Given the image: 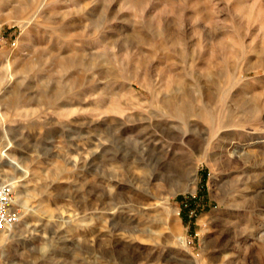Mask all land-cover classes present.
Segmentation results:
<instances>
[{
    "label": "rangeland",
    "instance_id": "rangeland-1",
    "mask_svg": "<svg viewBox=\"0 0 264 264\" xmlns=\"http://www.w3.org/2000/svg\"><path fill=\"white\" fill-rule=\"evenodd\" d=\"M0 179V264H264V0H0Z\"/></svg>",
    "mask_w": 264,
    "mask_h": 264
},
{
    "label": "built area",
    "instance_id": "built-area-1",
    "mask_svg": "<svg viewBox=\"0 0 264 264\" xmlns=\"http://www.w3.org/2000/svg\"><path fill=\"white\" fill-rule=\"evenodd\" d=\"M21 221V210L15 202L11 183L0 179V231L10 229Z\"/></svg>",
    "mask_w": 264,
    "mask_h": 264
},
{
    "label": "bare ground",
    "instance_id": "bare-ground-1",
    "mask_svg": "<svg viewBox=\"0 0 264 264\" xmlns=\"http://www.w3.org/2000/svg\"><path fill=\"white\" fill-rule=\"evenodd\" d=\"M175 112V111H174ZM178 116V115H177ZM14 162V161H13Z\"/></svg>",
    "mask_w": 264,
    "mask_h": 264
}]
</instances>
